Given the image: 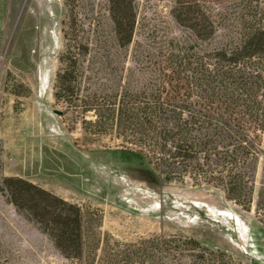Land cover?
I'll return each instance as SVG.
<instances>
[{"label":"rangeland","instance_id":"rangeland-1","mask_svg":"<svg viewBox=\"0 0 264 264\" xmlns=\"http://www.w3.org/2000/svg\"><path fill=\"white\" fill-rule=\"evenodd\" d=\"M179 1L135 0L133 39L121 46L109 0H0V185L21 176L85 213L83 254L67 257L0 192V264H204L202 250L216 264H264L263 157L245 207L203 177L165 181L151 159H127L132 137L95 111L125 91L167 98L186 49L217 45L177 21ZM183 1L213 12L232 0ZM66 67L74 95L59 99Z\"/></svg>","mask_w":264,"mask_h":264},{"label":"trees","instance_id":"trees-1","mask_svg":"<svg viewBox=\"0 0 264 264\" xmlns=\"http://www.w3.org/2000/svg\"><path fill=\"white\" fill-rule=\"evenodd\" d=\"M109 1L119 43L126 46L136 26L135 0ZM174 15L199 40L215 39L217 45L210 51L186 49L177 60L182 83L167 98L163 91L149 96L125 91L117 106L101 104L95 111L101 118L111 112L118 133L132 137L128 140L135 146L124 151L127 159H151L165 181L203 177L250 207L258 162L264 158V0H232L213 12L180 0ZM74 78L67 67L59 74V99L74 95ZM0 192L65 256L83 254L80 205L21 176L3 177ZM258 207L264 208V187ZM205 253L197 256L204 264H216L205 261Z\"/></svg>","mask_w":264,"mask_h":264},{"label":"built area","instance_id":"built-area-1","mask_svg":"<svg viewBox=\"0 0 264 264\" xmlns=\"http://www.w3.org/2000/svg\"><path fill=\"white\" fill-rule=\"evenodd\" d=\"M2 72H3V61L2 58L0 57V85H1Z\"/></svg>","mask_w":264,"mask_h":264},{"label":"water","instance_id":"water-1","mask_svg":"<svg viewBox=\"0 0 264 264\" xmlns=\"http://www.w3.org/2000/svg\"><path fill=\"white\" fill-rule=\"evenodd\" d=\"M54 112L59 114V115H62L64 113L63 111H60V110H57V109H55Z\"/></svg>","mask_w":264,"mask_h":264},{"label":"crops","instance_id":"crops-1","mask_svg":"<svg viewBox=\"0 0 264 264\" xmlns=\"http://www.w3.org/2000/svg\"><path fill=\"white\" fill-rule=\"evenodd\" d=\"M8 175H10V174H8ZM11 175H14V174H11Z\"/></svg>","mask_w":264,"mask_h":264}]
</instances>
